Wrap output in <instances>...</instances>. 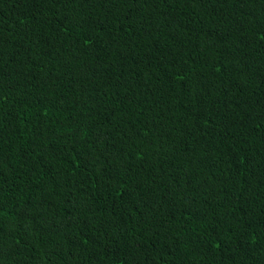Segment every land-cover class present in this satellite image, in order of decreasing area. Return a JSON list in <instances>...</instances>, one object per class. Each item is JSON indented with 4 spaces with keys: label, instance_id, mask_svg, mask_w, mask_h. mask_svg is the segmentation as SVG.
<instances>
[{
    "label": "trees",
    "instance_id": "obj_1",
    "mask_svg": "<svg viewBox=\"0 0 264 264\" xmlns=\"http://www.w3.org/2000/svg\"><path fill=\"white\" fill-rule=\"evenodd\" d=\"M0 264H264V0H0Z\"/></svg>",
    "mask_w": 264,
    "mask_h": 264
}]
</instances>
